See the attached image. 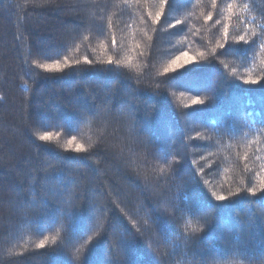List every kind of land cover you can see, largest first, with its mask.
Segmentation results:
<instances>
[{
    "label": "trees",
    "instance_id": "16d2710c",
    "mask_svg": "<svg viewBox=\"0 0 264 264\" xmlns=\"http://www.w3.org/2000/svg\"><path fill=\"white\" fill-rule=\"evenodd\" d=\"M0 264H264V0H0Z\"/></svg>",
    "mask_w": 264,
    "mask_h": 264
},
{
    "label": "snow or ice",
    "instance_id": "6c2138e0",
    "mask_svg": "<svg viewBox=\"0 0 264 264\" xmlns=\"http://www.w3.org/2000/svg\"><path fill=\"white\" fill-rule=\"evenodd\" d=\"M241 39H243V37H241ZM185 55H187V54H185ZM52 137H51V134H44V135H42L41 137H40V139L41 140H45V141H47V140H50ZM80 148H82L83 146L81 145V146H79ZM218 199H220V200H224L225 199V197L224 196H220V197H218Z\"/></svg>",
    "mask_w": 264,
    "mask_h": 264
}]
</instances>
